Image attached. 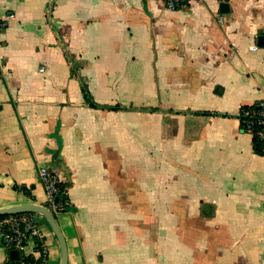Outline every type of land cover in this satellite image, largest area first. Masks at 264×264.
<instances>
[{
	"label": "crops",
	"instance_id": "1",
	"mask_svg": "<svg viewBox=\"0 0 264 264\" xmlns=\"http://www.w3.org/2000/svg\"><path fill=\"white\" fill-rule=\"evenodd\" d=\"M0 0V209L53 213L67 264H264V0ZM50 264L59 243L45 219ZM36 240L0 264H36Z\"/></svg>",
	"mask_w": 264,
	"mask_h": 264
},
{
	"label": "built area",
	"instance_id": "2",
	"mask_svg": "<svg viewBox=\"0 0 264 264\" xmlns=\"http://www.w3.org/2000/svg\"><path fill=\"white\" fill-rule=\"evenodd\" d=\"M167 9L184 8L197 0H163ZM219 3L225 0H217ZM15 19L12 12L0 15V31H3ZM238 119L244 131L248 132L253 141L259 143V150L264 153V98L256 103L243 107ZM38 177L46 193L45 207L52 213H59L67 205L62 189V179L48 167H39ZM0 235L8 249L18 250L29 240H36L39 247V259L36 264H50L49 254L43 242V230L36 222L33 213H20L0 216Z\"/></svg>",
	"mask_w": 264,
	"mask_h": 264
},
{
	"label": "water",
	"instance_id": "3",
	"mask_svg": "<svg viewBox=\"0 0 264 264\" xmlns=\"http://www.w3.org/2000/svg\"><path fill=\"white\" fill-rule=\"evenodd\" d=\"M219 11L220 13H228L229 12V5L226 2H221L219 4ZM262 44L264 45V37L259 38ZM20 213H33L42 216L45 221L47 222L48 226L50 227L51 231L55 235L60 251H61V263L60 264H67V246L63 234L55 220L53 213L42 205L36 204H28V205H19L14 207H8L0 209V216L5 215H12V214H20Z\"/></svg>",
	"mask_w": 264,
	"mask_h": 264
},
{
	"label": "trees",
	"instance_id": "4",
	"mask_svg": "<svg viewBox=\"0 0 264 264\" xmlns=\"http://www.w3.org/2000/svg\"><path fill=\"white\" fill-rule=\"evenodd\" d=\"M253 146H254V150H255L256 153L264 155V153H263L261 150H259V143H258L257 141H253ZM64 188H65V185L63 184V185H62V189L64 190ZM67 208H68L67 205H65V206L61 209L60 212L65 211Z\"/></svg>",
	"mask_w": 264,
	"mask_h": 264
}]
</instances>
